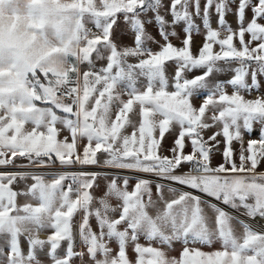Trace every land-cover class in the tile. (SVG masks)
I'll return each instance as SVG.
<instances>
[{
  "label": "snow or ice",
  "instance_id": "obj_1",
  "mask_svg": "<svg viewBox=\"0 0 264 264\" xmlns=\"http://www.w3.org/2000/svg\"><path fill=\"white\" fill-rule=\"evenodd\" d=\"M194 16L205 30L198 55L191 50L192 34L201 28ZM262 21L264 0H204L203 7L201 0H0V168L19 169L0 171V264H264V224L258 222L264 221V173L256 172L264 159V97L241 94L259 90L264 77ZM120 23L131 45L114 40ZM153 23L159 40L148 31ZM181 24L185 37L177 47L170 38H179ZM96 61L106 63L97 68ZM221 61L239 66L220 67ZM196 69L202 74L188 78ZM228 71L234 75L227 81L210 80ZM141 78L145 83L138 87ZM200 90L207 94L196 107ZM254 123L261 125L260 138L242 147L237 165L232 142L243 145L241 129L251 133ZM58 124L70 141L59 139ZM218 124L220 130L205 139ZM173 125L179 132L171 155H161ZM220 136L225 163L212 167ZM85 138L81 153L78 143ZM98 153L105 154L102 161ZM19 158L28 163L16 164ZM57 162L80 170H24ZM183 164L190 169L179 171ZM101 178L107 183L97 197L93 189ZM176 243L179 257L169 256L165 248L175 251ZM216 243L219 249L202 250Z\"/></svg>",
  "mask_w": 264,
  "mask_h": 264
},
{
  "label": "rangeland",
  "instance_id": "obj_2",
  "mask_svg": "<svg viewBox=\"0 0 264 264\" xmlns=\"http://www.w3.org/2000/svg\"><path fill=\"white\" fill-rule=\"evenodd\" d=\"M164 2L167 5L170 2V0H164ZM203 3H204V0H201V7H203ZM248 17L251 18V12L250 11L248 12ZM167 19L171 20V16H167ZM194 19H195V22L197 24L201 25V28H200L199 34H197L196 32H193V34H192V49L191 50H192L194 55H198L199 50L202 48L203 44L206 42L205 41V30L203 29V25L201 23L200 18L194 16ZM226 19L228 20V22L232 25V27L234 29L237 27V22H236V18H235L234 14L229 13L227 15ZM211 21H212V27L214 29L219 27L217 24V17L215 15L214 11L212 12V15H211ZM262 22H264V21H262ZM88 27H92V25L89 24ZM147 27H148V31L151 32L154 36H156L157 40H159L160 37H159V35H157L156 25L153 23L152 25H148ZM126 28H127V26L125 24L120 23L119 27H117L115 29L113 38L117 42L118 45H131L132 44L131 35H125V36L121 35L122 32L126 31ZM182 28H183V25L181 24L176 29L177 32L179 33V38H176V37L170 38L173 45H175L177 47L183 46L181 41L184 39L185 33L182 31ZM93 31H95L94 28H93ZM226 35H227L226 32L221 33L222 37L226 36ZM249 39H250V36L248 34H246L245 40H249ZM161 43H163V41H161ZM236 44L239 47L238 40L236 41ZM252 46L255 47V42L253 43ZM148 47L152 48L154 51L159 50L158 45H156V44L149 43ZM213 51L219 52L220 46L218 44H215L213 47ZM131 62H135L134 58L132 59ZM105 63H106V61H96L97 68L103 66ZM219 66L225 67V68H227V67L235 68V67H238L239 65L236 62H233L231 65H227L223 61H221V62H219ZM84 70H86V65L81 66V72H83ZM202 71H203L202 69H196V70H193L191 72L186 73V75L188 76V78H192L194 76L201 75ZM166 72H167V75H168L169 80H170L169 90H172L171 78L175 72V63L174 62H172V61L168 62V64L166 65ZM233 75H234V73L231 71L224 72V73H213V75L210 77V80L212 82L227 81ZM259 80H260V84H261V87L259 90L254 89L250 93L249 92H242L241 93L242 95H244L245 99H256L258 97H264V77H259ZM249 82H250V79H249ZM144 83H145L144 78H141L139 83H138V87H142ZM226 91L228 94H232V92L234 90L231 86H226ZM206 94H207L206 90H200L198 95L193 98V103L196 107H199L203 103V99L206 97ZM124 98L127 99L126 96ZM58 114L63 115V113H60L59 111H58ZM132 118H133V120H136V121L139 120V117L136 116L135 114H133ZM57 127L61 128V133H60L59 139L62 140V139H64V137H69V141H70L71 137H70L69 132L66 129H64L62 125L58 124ZM260 128H261V125L259 123H254L253 131L251 133H248L246 130L241 129L242 135H243V145H241L240 141H237V140H234L232 142V149L234 152L233 159L236 161L237 165H239V163H240L239 157H240V152H241L242 147H243V149H247L248 142L250 140H252V139L258 140L260 138L259 137ZM219 130H220L219 124L215 128L206 130L204 132L205 139H207V137L210 136L213 132L219 131ZM126 131L128 133H131L132 129L128 128V129H126ZM178 132H179V127L177 125H173V131L166 134V136H165V139H164L163 144H162L161 155H167V156L171 155V153L169 152V148L172 146L173 139L178 134ZM217 139L220 141V145H219V149L214 150V152L212 154V160H211L212 167H217V166L225 163L223 155H222V152H223L224 147H225L224 138L222 136H220V137H217ZM86 144H87L86 138L81 139L78 143V151H80L82 153L83 148L86 146ZM186 145L187 146L185 148V152L186 153L191 152V145L187 141V139H186ZM244 155L248 156L249 153L247 151H245ZM98 158L101 159V161H102L105 158V154L104 153H98ZM16 163H28V162H27V160H25L23 158H19L16 160ZM248 166H250V163ZM190 167H191V165H189V164H183V165H181V168L179 169V171H181V172L188 171L190 169ZM24 170L28 171L29 169H24ZM30 170H32V172H35L38 174H47L49 172H58V171H78V170H80V166L75 165V166H71L69 168H62V166L57 162L48 168H34V169H30ZM84 170H86V171H108V172L119 171V170H115V169H102V168H99L97 166H86V168ZM256 172L257 173H264V159L260 160V163L256 169ZM125 174L133 175V176L136 175L133 173H125ZM140 175H145V174H140ZM45 177H51V176L46 175ZM98 183L100 185V188L99 189H95V188L93 189V192L97 197H99L100 195L103 194L107 181L105 179L101 178L98 180ZM134 183H135L134 179L130 180L129 190L132 189V187L134 186ZM154 191H155V189H153V192ZM116 203L117 202L114 200L113 204H116ZM233 214L238 215L239 213H233ZM241 218L246 219L245 217H241ZM75 219L77 221H79L80 214H78L75 217ZM91 223H92L93 228L95 230H98V229H96V221L94 218L91 220ZM140 243L147 244V241L143 237H141ZM110 246L113 248L114 253H115V251L117 250V245L115 244V242H113ZM155 246L159 247L160 245H155ZM80 247L81 246L78 244V250L80 249ZM174 247H175V251L168 250L167 248H165V250L168 252L169 256L179 257V253L181 251V245L179 243H176L174 245ZM220 247H221V245L219 243H216L212 247H204V248H202V250L203 251H213V250L219 249ZM129 254H130V258L135 260V258H136L135 254L132 253L131 250H129ZM76 264H80L79 260L76 261Z\"/></svg>",
  "mask_w": 264,
  "mask_h": 264
},
{
  "label": "crops",
  "instance_id": "obj_3",
  "mask_svg": "<svg viewBox=\"0 0 264 264\" xmlns=\"http://www.w3.org/2000/svg\"><path fill=\"white\" fill-rule=\"evenodd\" d=\"M26 127L30 129V128L32 127V125H31V124H28V125H26ZM16 164H27V163H16ZM30 169H34V168H29L28 171H32V170H30ZM16 170H19V169H16V168L11 167V166H9L8 168H0V171H16ZM45 178L48 179V180L51 179V177H45ZM25 183H27V184H31L32 181H31V180H28V181H26V182H18V183L15 184L13 187H14V189H23L24 186H25ZM154 192H155V191H154ZM26 199H27V198H26V197H23V196L18 197V203H19V204H23V203L26 202ZM31 202H32V203H36L35 201H31ZM150 211H153V210L150 209ZM48 231H50V230H48ZM48 231L42 232L41 237H42V238H46V236H47V234H48ZM240 231H242V229H240L239 226L237 225V232H240ZM22 246L24 247V249H25V251H26V250H27V244L24 243ZM41 259H46V257H43V256H42Z\"/></svg>",
  "mask_w": 264,
  "mask_h": 264
},
{
  "label": "bare ground",
  "instance_id": "obj_4",
  "mask_svg": "<svg viewBox=\"0 0 264 264\" xmlns=\"http://www.w3.org/2000/svg\"><path fill=\"white\" fill-rule=\"evenodd\" d=\"M251 223H256V222H252V221H250ZM259 223H261V224H264V221H258Z\"/></svg>",
  "mask_w": 264,
  "mask_h": 264
},
{
  "label": "trees",
  "instance_id": "obj_5",
  "mask_svg": "<svg viewBox=\"0 0 264 264\" xmlns=\"http://www.w3.org/2000/svg\"><path fill=\"white\" fill-rule=\"evenodd\" d=\"M41 106H43V105H41Z\"/></svg>",
  "mask_w": 264,
  "mask_h": 264
}]
</instances>
